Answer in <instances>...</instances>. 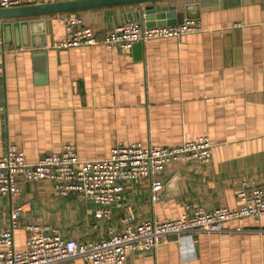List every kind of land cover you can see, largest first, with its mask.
I'll list each match as a JSON object with an SVG mask.
<instances>
[{
    "label": "crops",
    "instance_id": "0c3cea01",
    "mask_svg": "<svg viewBox=\"0 0 264 264\" xmlns=\"http://www.w3.org/2000/svg\"><path fill=\"white\" fill-rule=\"evenodd\" d=\"M189 2L200 30L127 49L102 41L61 47L60 17L74 13L104 36L128 20L144 24L139 4L25 18V33L7 29V43L0 21V156L10 144L29 162L67 144L81 159L106 158L119 143L176 146L206 136L213 144L206 164H167L160 200L147 182H129L108 215L82 194L56 195L50 181L21 180L17 197L0 196V236L11 212L26 207L16 251L26 247L27 224L92 242L118 232L126 217L140 223L178 218L190 206L238 209L245 184L264 186V0H209L203 10L200 0L172 3ZM121 264H264V216L172 235L155 249L129 251Z\"/></svg>",
    "mask_w": 264,
    "mask_h": 264
},
{
    "label": "built area",
    "instance_id": "2783aa9c",
    "mask_svg": "<svg viewBox=\"0 0 264 264\" xmlns=\"http://www.w3.org/2000/svg\"><path fill=\"white\" fill-rule=\"evenodd\" d=\"M56 1L0 0V8ZM60 22L65 26L66 35L59 46L66 48L94 45L102 41L110 49H127L150 39L180 37L200 30L194 19H186L181 24L155 26L128 20L100 39L97 32L74 13L63 15ZM212 148L210 139L202 136L176 146L119 143L106 158L81 159L75 145L67 144L59 151L45 154L36 162H29L18 146L10 144L7 152L0 156V196L17 197L21 180H46L53 183L56 195L82 194L99 205L98 214L108 215L114 206L120 204L125 184L147 182L154 191L153 200H160L157 189L163 184L161 176L167 164L190 161L206 164L211 159ZM239 199L241 206L234 210L226 207L205 210L190 206L178 218L140 223L126 217L118 232H111L106 238L92 242L65 237L50 225L27 224L23 226L27 232L23 251H16L14 245V232L21 226L19 216L26 211L25 206H19L11 212L10 229L0 236V264H64L76 257L83 258L88 264H121L129 251L155 249L172 235L192 231L218 232L230 220L264 216L263 185L245 184L239 192ZM2 244H6V250L2 249Z\"/></svg>",
    "mask_w": 264,
    "mask_h": 264
},
{
    "label": "water",
    "instance_id": "95a60500",
    "mask_svg": "<svg viewBox=\"0 0 264 264\" xmlns=\"http://www.w3.org/2000/svg\"><path fill=\"white\" fill-rule=\"evenodd\" d=\"M175 0H67L52 3L21 6L14 8H0V21L2 22L5 42L7 43V29L15 28L17 34L25 33L28 21L23 19L35 16L75 12L92 8L124 6L139 4L143 7V22L146 26L181 24L186 18L193 19L190 14L189 3H172ZM200 9L207 7L209 0H200ZM198 4V7H200ZM197 5V4H195ZM18 45V44H17Z\"/></svg>",
    "mask_w": 264,
    "mask_h": 264
},
{
    "label": "trees",
    "instance_id": "16d2710c",
    "mask_svg": "<svg viewBox=\"0 0 264 264\" xmlns=\"http://www.w3.org/2000/svg\"><path fill=\"white\" fill-rule=\"evenodd\" d=\"M97 35H98V38H100V39L103 37L102 35L98 34V32H97Z\"/></svg>",
    "mask_w": 264,
    "mask_h": 264
}]
</instances>
